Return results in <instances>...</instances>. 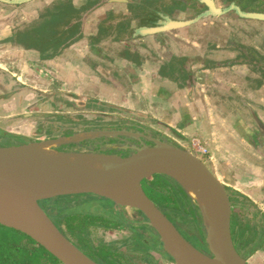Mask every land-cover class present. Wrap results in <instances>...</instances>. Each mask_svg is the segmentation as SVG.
I'll return each instance as SVG.
<instances>
[{
	"label": "crops",
	"instance_id": "obj_1",
	"mask_svg": "<svg viewBox=\"0 0 264 264\" xmlns=\"http://www.w3.org/2000/svg\"><path fill=\"white\" fill-rule=\"evenodd\" d=\"M33 3L37 2L18 7L0 6V89L4 93L0 92V140L16 141L12 136L20 140L49 137L47 129L37 125L38 121L47 119L39 108L49 111L55 94L63 95L68 101L66 104L76 101L82 105L90 100L132 110L143 117L147 114L156 124L152 131L179 145L192 148L190 140L195 136L199 142H206L205 150L212 154L209 166L225 186L250 201L241 198L234 204L253 206L255 218L264 219V165L261 149L256 146L264 143V111L242 103L245 98L248 102V98L252 100L254 92L262 91V85H256L260 88L258 91L256 87L252 92L243 91L244 84L239 78L246 72L240 68L236 72L227 70L230 63L213 58L214 55L210 57L211 62L200 59L199 48L205 46L193 40L172 45L170 52L180 54L183 59L180 63H168L170 54H162L165 47L156 37L157 53L162 56L150 54L137 63L113 51V45L128 42L123 33L117 36L120 40L114 37L113 42L93 44L88 39L96 29L85 26L56 52L53 44L41 45L36 41L40 30L18 25L33 23L36 10ZM96 16L94 12L90 15ZM142 41L146 44V38ZM55 46L58 48L59 44ZM140 53L146 57V49ZM198 54L199 58H195ZM183 65L186 71L181 69V72ZM164 66H170L174 74L163 73ZM5 76L14 80L6 83ZM260 95L263 94L260 92ZM51 117L60 120L59 116ZM89 123L90 126L82 122L55 130L73 133L97 128L94 122ZM121 126L115 123L107 127ZM262 176L261 182H257ZM233 223L234 233L243 235L238 237L239 245L247 251L249 243L244 239L249 231L239 222L233 220ZM250 228V233L253 232L250 237H256L255 227ZM249 254L246 252V256Z\"/></svg>",
	"mask_w": 264,
	"mask_h": 264
},
{
	"label": "water",
	"instance_id": "obj_2",
	"mask_svg": "<svg viewBox=\"0 0 264 264\" xmlns=\"http://www.w3.org/2000/svg\"><path fill=\"white\" fill-rule=\"evenodd\" d=\"M30 1L0 0V3L18 6ZM239 15L264 19V15L256 13ZM107 21L113 23L117 19ZM186 23L189 22L158 20L157 25L152 22L150 26L139 27L136 36L166 32ZM130 29L123 31L130 35ZM61 47L59 44L58 49ZM123 138L139 141L141 145H130L132 152L128 155L62 149L84 141ZM15 139L12 144L0 145V225L25 234L61 264H100L64 234L41 204L68 195L96 196L120 206L134 218L145 217L144 224L157 235L172 264H248L232 237V201L225 184L194 149L164 135L154 137L125 126ZM117 147L128 148L127 144L113 146ZM154 176L179 187L197 210L206 253L188 241L145 192L143 183Z\"/></svg>",
	"mask_w": 264,
	"mask_h": 264
},
{
	"label": "flooded vegetation",
	"instance_id": "obj_3",
	"mask_svg": "<svg viewBox=\"0 0 264 264\" xmlns=\"http://www.w3.org/2000/svg\"><path fill=\"white\" fill-rule=\"evenodd\" d=\"M32 1L37 2V5L34 6L36 10L33 23L18 25H25L29 27L32 26L34 27L33 30H40L37 34L36 41L41 45L44 42L48 44L60 42L59 44L65 45L66 42L72 40L71 36L69 35L72 30L81 32L84 30L85 26H93L96 29L92 34H90V38L88 39L93 44H97L102 41L113 42L114 37L116 39L120 31L127 30V28L130 29L132 27L130 29V35L129 32H122L126 38H129L128 36H130V38L137 39L136 42L131 43L132 47H127L126 51H124L126 53V57L132 59L133 62L137 63H141L145 58H149L150 54L153 57H161L162 55H158L156 46L154 45V43H156V37H158L160 38L161 46L165 47L162 54L165 56L170 54L169 61L167 62L180 63V60H182L183 57H181L180 54L171 53V46H178V44L184 43V40H187V42L193 40L196 41V43L198 42L199 45L202 44L205 46L203 49H201V47L199 48V53H201L200 59L204 58L206 62H211L210 57L214 55L213 58H222L223 62L230 63V65H227L228 67H226L227 70L236 72V69L240 68L246 72L241 75V78H239L244 84L242 87L243 91L252 92V90L255 89L256 85H259V87L262 85V91L259 90L260 88L258 89V87H256V90L259 91L257 94L254 92L252 100L248 98V102L245 98L246 101L243 100L242 103H250L254 105V107H256L258 110L264 111V19L247 18L239 15L240 13H256L259 15H264V0ZM69 7L72 8V12ZM93 12L98 14V16L90 17ZM14 15L15 13L12 12V16ZM108 19H117V21H114L112 23L111 21H107ZM167 19H172L181 23H189H186L183 26H179L173 30L161 32L158 34L136 36L137 29L139 27L150 26L152 25V22L153 24L157 25L158 20H161L162 23H164ZM130 25L132 26L129 27ZM144 38H146V44L144 43V41H142V39ZM133 40L130 41L128 39V41L130 42H132ZM141 49H146V57H144L140 53ZM221 50H224V52H222ZM55 51L58 52L57 49ZM216 53L219 54V56H216ZM108 57V59L112 60V57ZM184 58L186 59L187 57ZM195 58H199V54L195 55ZM181 69H183V71H186L184 65L180 66L179 71ZM183 71L181 70V72ZM162 72L169 73L171 75L174 74H172V69L170 66H164L162 68ZM0 92H2L1 89ZM260 92L263 95H260ZM1 94L4 93L2 92ZM59 117L61 120L57 121H51V119L53 118L47 117V119L38 121L37 125L39 127L44 124L46 125L54 123V125H52L54 130L56 128L62 129L66 125H81L76 121L70 122L72 121V119L68 117ZM128 128H130V126H128ZM133 128L135 130L143 132L144 134H150L154 137H160L161 135L152 130L146 129L145 127ZM141 141H143L145 144L151 145V143L146 141L145 138H141ZM8 142L12 143L13 141H11V139L4 141V143ZM123 144H127L128 148L125 150L118 147L113 148V146ZM130 145L140 146L141 143L129 138H123L119 140L97 139L84 141L83 143L74 146H63L62 149H69L71 148L69 146H72V148L80 147L81 149H85L87 151L128 155L132 152ZM256 145H258V143ZM259 146H262L259 148L261 149L260 153L264 162V143H260ZM144 186H146V183H143V187ZM225 187L232 201V206L235 203L236 198H243L249 201V199L241 196L238 192L231 190V188L227 186ZM165 190L166 192L169 191L170 198H173L174 200L171 199V201L168 202L169 204L163 202V206L165 208L161 207V205L156 201L158 207L172 222V218L168 216L169 212H172L175 218L179 219V222L183 223L185 227L189 228L190 226L191 229L189 228L188 231L193 236L192 238L194 239V241L196 240V243L200 242L201 244H203L204 232L201 228V221L197 210L191 206L190 201L187 199V197H185V195L180 191V189H178L176 185L167 184ZM41 204L46 211L50 206H52L50 202L45 203L44 201H42ZM259 212L262 214V211L260 209ZM145 222L146 221L144 219L139 218L137 220L130 218L126 219L127 224H129L133 228L137 227V233L135 234H138V232L142 233V230H145L146 232L145 235L139 239L143 247H146V264H158V261L155 260L154 256L149 251L150 247H153V249H155L165 260L173 263L169 256L163 251L157 235L153 230H151V228L147 227V225L144 224ZM257 222L258 223L254 227L257 232L255 239L257 240V243L259 242V248L261 247V245H263L264 242V219L260 220L257 218ZM173 223L177 227L176 223ZM232 224L233 217L231 212L232 237L238 251L246 257V250L244 251L242 249V247L239 245L240 241H237V239L235 240L233 236L234 231ZM60 227L62 226L60 225ZM182 235L196 248L206 253V248L204 249L202 246H199V244H196L194 241L188 238L186 234L182 233ZM112 249L116 251L114 255L115 263L120 264L118 262V258L116 259L118 255L117 253L119 252L117 247H113ZM149 261L152 262L149 263Z\"/></svg>",
	"mask_w": 264,
	"mask_h": 264
},
{
	"label": "rangeland",
	"instance_id": "obj_4",
	"mask_svg": "<svg viewBox=\"0 0 264 264\" xmlns=\"http://www.w3.org/2000/svg\"><path fill=\"white\" fill-rule=\"evenodd\" d=\"M32 2H28L26 4H22V5H18V6H25V5L32 3ZM33 4H34L33 6L37 5V3H33ZM0 6L11 7L12 5H4V4L0 3ZM12 7H16V6H12ZM156 44H157V42L154 43L155 46H156ZM131 45L132 44L129 43V41L126 42V44H122L120 42L119 45H117V44L113 45L112 48H113V51L115 54L125 55L126 53L124 51H126L127 47H132ZM107 48H110L109 45L107 46ZM3 80L6 83H10L14 80V78L11 76H5ZM52 94H54V93H52ZM41 98H40V100H41ZM66 102H68V101L66 100V98L63 95L55 94L54 103H53L52 107L49 109V111H46L45 107L39 108V111L45 112V114H44L45 117H48V116L51 117L54 115L55 116H61V117H68V118L72 119V121H70V122L76 121L79 124H81L83 122L85 124H89L88 126L91 125L89 122L92 121V122L102 124L105 127L110 126V125L115 126V123H118V124H121L125 127H128V126H130V127H145L148 130H155L154 126H156V124H155L154 120L147 114H146V117H143L141 115V113H135L132 110L120 108L116 105L112 106L108 103L99 104L96 102H91L90 100H87L86 103L82 104V105H80L79 102H76V101H73L72 103L69 102L67 104H66ZM33 110H37V109H33ZM46 112H48V113H46ZM57 119L58 118H53V121H57ZM109 123H111V124H109ZM52 125H54V123L42 125L43 128L47 129V132H48L47 134L49 137H54V136L57 137L60 135H66V134L72 133L71 130H68V131L62 130L60 132H57L56 130H54ZM198 138H199L198 136L193 137L192 140H190V144L194 140L198 141ZM6 144H10V143L9 142L3 143L1 145H6ZM199 144L204 149L206 148L205 147V145H207L206 142L200 141ZM259 145H260V143H258V145H256V146L258 148L262 147ZM71 149H81V148L80 147H73ZM263 153H264V151H263ZM199 155L202 158V160L208 164V161L211 160L210 156L212 154L209 151H206L205 153H201ZM261 160H263V159H261ZM263 163H262V165H264ZM262 179H263V176L261 178L257 179V182H261ZM147 182L155 183V182H157V180L152 177V178L148 179ZM165 184L166 183L164 181L160 183L161 191H165V187L167 185V184L166 185ZM144 189L146 190V193L148 194V196L155 203L157 201V203H159L161 205V207L165 208L163 206V202L166 203L165 202L166 200H164V199L162 200L156 194L155 191L148 188L147 184H146V186H144ZM82 199H83L82 196L69 197L65 200V203L68 206L73 207V210L84 211L86 209L85 205L75 206V204L78 203ZM93 204H97V203H93ZM232 207H234V208H232L233 220H235V222H239L242 227L245 226V228L249 231L248 233L245 234V236L247 237V239L250 240L251 239L250 235L253 234L252 231L250 233V229H251L250 227L254 228V226L258 223L257 219L254 216V211H255L254 207L249 206V205L248 206H240L237 204H234ZM90 208H91V209H89L90 212H99L98 214H100V215H102L103 212L105 213V211L102 210V207H100L99 211L96 209H93L92 207H90ZM168 216L172 218L173 222L176 223L178 229L182 233L186 234V236L188 238H190L192 241H194V239L192 238L193 236L188 231L190 226H189V228L185 227V225L183 223L179 222L180 221L179 219L175 218V216L172 214V212H169ZM87 230H88L87 231V237H88L89 241L93 243V245L97 246V245L102 244V243H106V244H112L113 243V246L117 247L119 252L117 253L118 255H117L116 259L118 258V262L120 264H146V247H143V245L141 244V241H139V242L131 241L132 239L130 238V236L132 235V231H130L129 229L121 228V227L104 228L101 223H97V224L90 225ZM69 237L75 243H78V239L76 237H74V236H72V237L69 236ZM123 243H127V244H123ZM196 244H199V246H202L205 249L204 244H201L200 242H197ZM242 249L244 250L243 247H242ZM149 251L154 256L155 260L158 261V264H172L168 260H165L163 257H161V255L155 249H153V247H150ZM246 258H247L248 264H264V242H263V245H261V247L257 248L254 252L249 254V256H246ZM147 262H148V260H147ZM150 262H152V261H149V263Z\"/></svg>",
	"mask_w": 264,
	"mask_h": 264
},
{
	"label": "trees",
	"instance_id": "obj_5",
	"mask_svg": "<svg viewBox=\"0 0 264 264\" xmlns=\"http://www.w3.org/2000/svg\"><path fill=\"white\" fill-rule=\"evenodd\" d=\"M77 33L76 31H71L70 36L73 37ZM59 44L58 42H56ZM54 47L58 49L57 46ZM59 47V46H58ZM95 127H102L98 123L94 122ZM3 135H8L4 133ZM13 137V136H12ZM8 138H5L7 140ZM5 140H0V145L4 143ZM10 143V142H9ZM11 144V143H10ZM8 145V144H6ZM75 144H73L74 146ZM72 148V146H69ZM69 148V149H71ZM157 182H147V186L156 192V194L165 202L174 200L170 198L169 191H161V182H165L169 184V182L161 176H154ZM178 189H180L178 187ZM183 193V191L180 189ZM165 193V194H164ZM184 194V193H183ZM185 195V194H184ZM82 196L83 199L80 200L75 206L85 205L86 209L84 211L73 210V207L68 206L65 203V200L69 197H77ZM174 196V195H173ZM172 196V197H173ZM186 197V196H185ZM239 198V197H238ZM237 200V198H236ZM45 203L50 202L52 206L47 209V213L50 217L54 219V221L61 225L62 231L66 236H74L78 239L79 248H81L86 254H88L91 258L96 260L100 264H116L115 263V252L112 248V244L102 243L97 246L93 245L92 242L89 241L87 237V229L90 225L101 223L104 228L110 227H121L127 228L132 231L131 241L139 242L140 238L145 235V230H142V233H137V227L133 228L129 224L126 223V219H138L128 215L125 211L122 210L120 206L115 204H108L107 200L100 199L96 196H88V195H68L63 197H57L51 200H45ZM97 203V204H93ZM250 203V202H249ZM99 204V205H98ZM100 210L102 207L103 212L102 215L98 214L99 212H90L89 209ZM139 219H145V217H141ZM234 224V223H233ZM232 224V225H233ZM234 226V225H233ZM146 227V226H145ZM152 230V229H151ZM234 230V227H233ZM242 232H235L233 236L235 240ZM242 235V234H241ZM243 236V235H242ZM246 244L249 243L248 250L245 251L247 253H252L258 248V243L255 237L250 240L244 239ZM130 243V242H129ZM127 244V243H123ZM246 254V253H245ZM0 264H61L54 256L48 253L42 246L37 245L31 238L26 236L25 234L13 230L11 228H6L0 225Z\"/></svg>",
	"mask_w": 264,
	"mask_h": 264
},
{
	"label": "built area",
	"instance_id": "obj_6",
	"mask_svg": "<svg viewBox=\"0 0 264 264\" xmlns=\"http://www.w3.org/2000/svg\"><path fill=\"white\" fill-rule=\"evenodd\" d=\"M191 145H192V149H194L198 154L206 152L205 149L200 146L197 140L192 141Z\"/></svg>",
	"mask_w": 264,
	"mask_h": 264
}]
</instances>
